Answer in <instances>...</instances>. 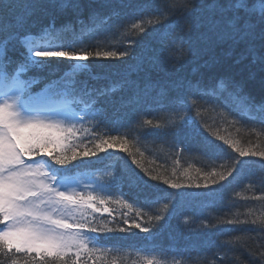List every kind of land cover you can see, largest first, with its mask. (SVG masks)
<instances>
[{"label": "trees", "instance_id": "obj_1", "mask_svg": "<svg viewBox=\"0 0 264 264\" xmlns=\"http://www.w3.org/2000/svg\"><path fill=\"white\" fill-rule=\"evenodd\" d=\"M227 3L214 0L209 8L208 0H80L74 11L46 6L47 0L36 7L29 6L30 0H0L6 25L0 31V59L6 55L19 62L26 52L23 35L43 34L42 29L50 44L129 53L83 62L54 57L41 68L13 64L21 72L15 80L25 97L53 87L56 95L80 96L74 99L78 106L89 102L78 122L89 137L67 146L77 158L63 166L69 170L63 174L92 170L109 190L98 200L111 214L90 225L96 228L93 237L108 246L105 253L100 258L45 257L48 264H264V156L251 154L264 152L259 110L264 68L246 45L217 40L212 21ZM184 4L194 10L184 11ZM172 41H183L181 63L169 57ZM82 83L94 96L106 94L93 106L81 92ZM213 88L212 96L200 97V91ZM192 118L199 123L188 127L185 122ZM233 143L249 155L240 156ZM85 150L88 157L81 155ZM150 233L158 237L154 249L143 241ZM13 260L39 264L40 256L0 248V264Z\"/></svg>", "mask_w": 264, "mask_h": 264}, {"label": "snow or ice", "instance_id": "obj_2", "mask_svg": "<svg viewBox=\"0 0 264 264\" xmlns=\"http://www.w3.org/2000/svg\"><path fill=\"white\" fill-rule=\"evenodd\" d=\"M40 3L41 0H30L29 6L36 7ZM46 6L58 10L70 6L74 11H79L81 4L80 0H47ZM207 6L215 7L214 0H208ZM183 10L193 11L194 6L184 4ZM218 17L212 21L214 28L217 29V40L233 46L246 45L248 53L264 68V0H251V2L228 0L227 4L221 5ZM17 24L23 27L24 21L18 20ZM5 27L3 20L0 19V31ZM144 31L141 29L142 33ZM29 35H23L26 52L22 54L19 62L6 55L0 59V76L5 80L16 79L14 75L16 69L13 68V64L23 66L25 69L28 66L41 68L49 67L53 63L51 58L54 57L83 62L93 56L115 58L129 55L128 51L85 52L83 49L72 48L71 45L40 43L42 37L29 40ZM167 52L176 63H181L186 58L183 41H172ZM178 52L182 55H176ZM4 61L7 63L5 64ZM116 87L107 91H115ZM233 88L234 94L239 95V84L234 83ZM93 91L86 83L81 84V92L94 106L99 96L105 95L106 92L94 96ZM214 91V88L205 89L200 91L199 95L203 99L212 96ZM259 110L264 113V105L259 106ZM73 115L80 122L85 118L79 113ZM148 123L150 124L151 121ZM185 123L188 127H195L199 122L192 118ZM71 131L72 128L64 127L62 121H52L50 117H42L40 113L26 108L20 96H13L8 92L0 94V223L7 222L5 228L0 230V248L7 245L9 251L15 248L16 252H35L40 256L39 264H48L45 257H58L63 260L74 245L78 248L86 247L87 237L73 230L83 229L85 225L69 223L67 219L73 215L74 210L82 209L85 205L93 206L89 203L92 199L91 195L86 198L83 193H77L71 179L63 175L69 171L63 166L77 158V152L66 146L67 134ZM220 139L224 138L220 137ZM112 146L108 144V147ZM97 147H102V144ZM232 147L240 156L249 155L234 143ZM69 151L71 155L68 154ZM41 153H47L51 159L44 162L33 159ZM251 154L264 156V152ZM81 155L88 157L90 152L85 150ZM56 165L62 167L57 168ZM165 183L169 182L165 181ZM171 187L179 189L182 185L171 183ZM135 227L140 228V225L136 224ZM90 231L96 232V228L93 227ZM142 231L148 232L149 229L143 228ZM13 264H16L15 260ZM64 264H67V261H64ZM148 264H152V261L148 260Z\"/></svg>", "mask_w": 264, "mask_h": 264}, {"label": "rangeland", "instance_id": "obj_3", "mask_svg": "<svg viewBox=\"0 0 264 264\" xmlns=\"http://www.w3.org/2000/svg\"><path fill=\"white\" fill-rule=\"evenodd\" d=\"M8 93H10L13 96H17L18 90H7ZM25 104V101H23ZM35 107V106H34ZM27 108V107H26ZM29 110H32L34 112L40 113L41 116H48L51 118L52 121H62L64 127H71L72 131L71 133H68V139L66 141V146H79L83 143L84 140H86L89 137L88 129L80 128L79 123H72L71 120V114L67 113V109H58L57 111H51L50 109L45 108H33L29 107ZM27 159V157L25 158ZM33 159L44 162V157H37ZM51 171V169H49ZM71 179L73 182V187H75L77 193H83L84 196L87 198L89 195H91L92 199L89 201L92 207H89L87 205L84 206L82 209L74 210L73 215L68 217L69 223L79 224L83 223L85 227L83 229H73L74 231L81 232L83 236L87 237V240L85 241L86 247H77L74 245L68 253L74 254L76 256L78 252V256H81L82 258H85L91 254V251H94V254L97 256H100L104 254V252L107 250L103 246L102 243L99 241H93L92 235L86 230H89L90 222L94 218H101L103 214L109 213L111 210L109 207L104 204L103 201H100L97 203L96 198L104 197V195H107L109 193V190L105 189L104 185L100 182L94 179L93 177H89L86 174H76V175H70L67 176ZM57 186V185H54ZM63 190V189H61ZM110 214V213H109ZM7 223V222H6ZM3 227L2 229H4ZM0 229V230H2ZM77 257V256H76Z\"/></svg>", "mask_w": 264, "mask_h": 264}, {"label": "bare ground", "instance_id": "obj_4", "mask_svg": "<svg viewBox=\"0 0 264 264\" xmlns=\"http://www.w3.org/2000/svg\"><path fill=\"white\" fill-rule=\"evenodd\" d=\"M157 159H158L159 162L162 163V160L160 158H157ZM150 162L152 163L151 165H154L155 164V160L154 159L151 160ZM143 233H149V232H143Z\"/></svg>", "mask_w": 264, "mask_h": 264}]
</instances>
